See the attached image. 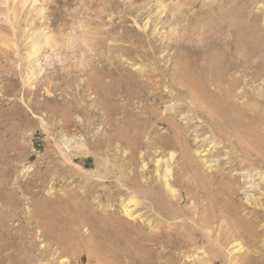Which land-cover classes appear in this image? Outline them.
Listing matches in <instances>:
<instances>
[{
  "label": "rangeland",
  "instance_id": "rangeland-1",
  "mask_svg": "<svg viewBox=\"0 0 264 264\" xmlns=\"http://www.w3.org/2000/svg\"><path fill=\"white\" fill-rule=\"evenodd\" d=\"M0 264H264V0H0Z\"/></svg>",
  "mask_w": 264,
  "mask_h": 264
},
{
  "label": "bare ground",
  "instance_id": "bare-ground-1",
  "mask_svg": "<svg viewBox=\"0 0 264 264\" xmlns=\"http://www.w3.org/2000/svg\"><path fill=\"white\" fill-rule=\"evenodd\" d=\"M196 98H201L202 97V93H201V91L199 92V90L198 91H196V93H195V95H194ZM194 96H193V99H194ZM171 158H172V155L170 156ZM162 158V157H161ZM164 165V164H163ZM172 177V171H171V169H170V166L168 167V166H165V180H166V185L168 186V190L170 191V192H172V191H174V189H173V187L171 186V184L169 183V180H167V179H170ZM137 202H138V200L136 199V197L135 196H130L129 198H128V201H127V203H128V207H125V211H126V214H128V215H131V211H132V209H130V207L131 206H135L136 204H137Z\"/></svg>",
  "mask_w": 264,
  "mask_h": 264
}]
</instances>
